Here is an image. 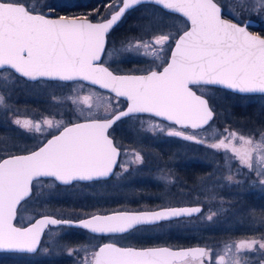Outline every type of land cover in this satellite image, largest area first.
<instances>
[{
    "label": "snow or ice",
    "instance_id": "snow-or-ice-1",
    "mask_svg": "<svg viewBox=\"0 0 264 264\" xmlns=\"http://www.w3.org/2000/svg\"><path fill=\"white\" fill-rule=\"evenodd\" d=\"M148 4L160 6L163 16L180 14L185 18L183 29L165 31L170 26L154 19L156 12L150 11L144 17L148 23L141 26L143 34L126 37L119 49L109 52L113 30L129 13L140 9L136 6L147 10ZM104 8L107 15L99 6L83 15H53L55 4L34 6L32 0H0V72L56 87L78 85L83 89L87 82L126 102L125 109L98 117L93 115L92 97L86 95L79 103L87 108H80L74 118L36 123L21 119L8 103L11 88L0 90V105L13 113L9 122L21 136L41 132L42 125L48 129L43 138L34 137L37 143L33 147L0 148V252H47L41 245L44 229L64 225L92 234L91 247L72 248L56 241V246L67 248L69 256L85 254L77 264H251L247 254L257 252L261 255L258 264H264V237L225 244L223 254L211 246L137 248L119 243L141 226L194 216L213 221L217 213L205 215L200 206L90 215L76 223L44 216L20 224L18 216L35 197L41 178L74 186L82 181H106L123 172L131 175L124 163L118 164L122 146L110 131L124 118L137 119L141 114H147L149 121L159 118L162 123L150 124L148 130L166 131L169 137L203 145L189 130L214 124L219 113L210 98L197 95L202 85L264 97V34L249 30L256 21L264 23V0H108ZM147 49L155 50L150 61H120L147 65L127 72L112 70L102 59L113 54L147 55ZM50 98L56 107L62 106L55 96ZM207 146L239 161L241 178L229 174V183L243 186L248 181L264 190V129H252L245 136L225 127L223 139ZM133 163L145 161L136 154ZM96 240L102 243H94Z\"/></svg>",
    "mask_w": 264,
    "mask_h": 264
},
{
    "label": "rangeland",
    "instance_id": "rangeland-1",
    "mask_svg": "<svg viewBox=\"0 0 264 264\" xmlns=\"http://www.w3.org/2000/svg\"><path fill=\"white\" fill-rule=\"evenodd\" d=\"M71 1V0H70ZM73 1H80V0H73ZM47 2V0H39V3L35 0L34 3L36 6L43 5ZM159 20V19H157ZM183 20L180 21V28L181 30L184 27ZM170 29H166V31H169ZM172 32H175V30H170ZM141 33L134 35V36H126V37H138L142 35ZM123 39L119 40L117 43H113V47H109L108 51L112 52L113 48L119 49L121 47V41L125 40ZM145 39H148L147 36H145ZM145 51V50H142ZM154 49H147V55H134L131 53H126L123 55H117L113 54L111 57H105L104 61L105 63L113 66L114 68H117L120 71H123V68L120 66L122 65V60L125 59H133L135 60H152L154 56ZM147 66V65H145ZM122 69V70H121ZM126 72V71H124ZM85 87L81 89L78 85H71L70 87H56L48 82H42V83H36V82H28L24 80V78H18V76L10 75L7 72H0V90L11 88V99L8 101V103L12 106V108L17 109L19 113V117L21 119H28L32 120L33 122L39 123L42 119H53L54 121H60L61 119L67 121L70 118H74L75 114H78V111L80 108H87L86 105H83L82 103H79V101L82 100V98L86 95H90L92 97L90 103L93 105V115L94 116H107L111 112L121 109L125 106L123 103L124 101L122 99H116L114 95L107 93L106 91H103L97 87L90 86L86 83H84ZM200 92L207 96H216L217 93L215 92L214 88L210 86H201ZM0 94H3L2 91H0ZM55 96L57 98V102L60 103L62 106L56 107L54 102L50 97ZM69 97L71 100H76L78 103L71 104ZM218 98V97H216ZM33 100L32 102H29ZM31 104V105H30ZM70 105V106H69ZM264 107V102H263ZM75 110V111H74ZM260 110L254 113V115H259ZM70 112H73L74 114L72 116L69 115ZM58 113V114H56ZM13 118V113L11 111H8L5 106L0 105V148H10L13 145H18L20 147H32L37 143V140L34 139V137L43 138V136L48 131L47 127L42 125V131L39 133H32L30 136H21L16 130L15 126L12 125L9 122V119ZM228 116L221 112L218 119L215 121L214 124H211L210 126H207L206 128L199 129V130H189L190 132H195L198 140H203L204 144H199L195 142H189L185 141L182 138H175L172 137V139L179 140L181 142V150L183 153L184 160H193V159H203V157H207L210 159L220 158L223 157L225 161V166L221 167L220 165H215V168L212 170V172H209L205 176H199L197 177L198 181L194 182L192 185H182L178 186L176 193L179 194L177 196V200L175 202L180 204H186V203H205L209 206V208L212 207L213 204L216 203H225L227 202V199L221 198L217 195L219 193L218 187L222 189L223 186H218L219 184L225 185L226 183V177L229 174L235 175L236 179L240 177L238 173V169L240 167L239 161L235 159H231V154H225L223 150H214L209 148L207 145L218 142L219 139H223V129L227 127L229 131H235L238 135H245L247 136L249 134V131H246L244 129H241L244 124L241 123V126L239 128H235L234 126H229L227 124ZM125 122H128L127 124L131 126H137L139 128L147 129V131L151 132H157L160 133V135H167V132H159L158 130H148L150 128V124H161V120L159 119H153L151 121L148 120L147 115H140L137 119H127ZM123 123V122H122ZM118 125L121 124V122L117 123ZM122 125V124H121ZM235 143V141H233ZM180 150V151H181ZM190 153V158L188 157L187 153ZM137 151L132 148H127L125 150H122V155L120 159V163L124 162V165L128 168L135 167L137 164L133 163L136 158ZM192 156V157H191ZM218 161V160H217ZM214 165V164H213ZM140 167V166H139ZM119 173L120 171L117 170ZM126 173V172H124ZM162 173L166 175H162ZM122 173L119 175L121 176ZM212 176V179H207V177ZM120 178V177H119ZM154 180L157 183H160L161 189L156 190V192L153 194L154 198L156 200H160L161 205H167L171 202H173L172 196H170V191H172L174 188H176V184L179 183V181L183 182L182 178H185L184 174L182 172H178L177 170L173 168L169 169H161L157 174L154 176ZM224 179V180H223ZM46 180V181H45ZM223 180V181H222ZM127 181L125 178H122L121 181L118 184L119 191L122 193L127 187ZM184 183V182H183ZM107 184L109 183H98V184H92L87 186H81L80 184H76L72 186L71 188H61L58 189L56 187V182H53V179H41L38 184H36L35 187V197L29 201L27 205H25L26 211L21 213L20 217V223H29L31 222L38 213H44V214H57L66 212L67 215L71 214H84V213H93V212H108L113 211L119 208V205H111V202L108 201L104 207L94 209L92 204H88V210L78 211L74 209L75 207H80L82 205L87 204V202H84L83 200L78 201V197L81 199L84 197H90V200H94L92 203L99 204L103 201V198L110 190H112L113 186H110L108 188ZM227 184V183H226ZM117 187V186H116ZM227 190V189H226ZM100 192H102L100 194ZM224 192V191H220ZM212 197H215L214 199ZM126 201L124 196H120V199ZM86 199V198H84ZM106 199V197L104 198ZM108 200V199H106ZM64 201H67L63 203ZM56 208H54L55 206ZM76 205V206H75ZM222 209V208H220ZM222 211L219 210L215 217V223L218 226H229L234 225L235 222L228 220L227 216H221L219 213ZM220 216V217H219ZM264 219V218H263ZM256 221H258L256 219ZM242 222L238 221L239 225ZM215 225V224H213ZM253 225V224H252ZM175 226V225H173ZM212 226V223L211 225ZM68 231L67 228L64 226H58V227H50L48 229V232H46L45 237L42 241V247L47 248V252H41L38 255H21V254H15V257L12 259L7 260V258H0V264H37L38 260L37 258L44 257L45 259L51 258L52 260H56L55 264H77V261L81 259L85 254L81 253L80 256H77L75 253H73L72 256L68 255V251L66 247H58L56 246V241H59V244L61 246L65 245L61 241L62 237L66 234ZM166 231L165 228H156V232L160 234H164ZM250 236H242L239 238H228L231 239L230 241L233 242H239L241 240H245L249 238ZM92 236H89L86 240L82 242H75V243H69L66 244L69 247L76 248L80 246L85 247H91L89 244V241L91 240ZM261 238V237H256ZM124 239H120L119 243L124 242ZM98 241V242H97ZM100 240L94 241V243H99ZM226 241L225 239L222 240ZM125 244V242H124ZM226 242L224 243V245ZM224 245L222 246L221 243L218 246H213V250L220 252V254H223L222 249L224 248ZM95 250V249H93ZM237 255V257H239ZM228 259V257H226ZM247 259L251 261V264H258V261L261 259V255L259 252L257 253H248Z\"/></svg>",
    "mask_w": 264,
    "mask_h": 264
},
{
    "label": "trees",
    "instance_id": "trees-1",
    "mask_svg": "<svg viewBox=\"0 0 264 264\" xmlns=\"http://www.w3.org/2000/svg\"><path fill=\"white\" fill-rule=\"evenodd\" d=\"M35 0H32V4L34 6ZM39 3V0H36ZM108 0H80V1H73V0H47L45 3L55 4L56 9L53 15H83L86 13H90L92 9L96 6L101 8V11L104 12L105 15L108 13V9L104 8V4L107 3ZM67 5V7H65ZM137 9L127 16L125 21L120 23L111 34L112 36L109 37V40L113 43H117L119 40L123 39L126 36H134L141 33V26L147 24L148 21L144 19L146 15L150 14V11H155L156 16L154 19L163 20L164 23L168 24L170 30H181L180 28V21L184 18L180 15H172L163 16L159 9V6H154L152 4L147 5V10H145V6L140 5L137 6ZM91 18V17H90ZM166 31V30H165ZM133 60V59H132ZM134 62V61H133ZM109 65V64H108ZM145 63L140 64H129V63H122L120 66L123 68V71H128L130 68H144ZM113 68V66L109 65ZM113 70H117L114 68ZM122 70V69H121ZM25 80V79H24ZM27 81V80H26ZM29 82V81H28ZM31 82V81H30ZM29 82V83H30ZM214 88L217 95L208 96L210 98V102L215 106L217 112L220 113L224 112L228 118L227 124L229 126H234L235 128H239L241 123L243 122L244 126L241 129L246 131H250L252 129H264V97L261 95H237L229 90L220 87H212ZM218 97V98H216ZM33 100L29 101L32 102ZM125 102V101H124ZM123 102V103H124ZM31 105V104H30ZM259 111V115H254L255 112ZM128 118L123 119L120 125L116 124L114 128L111 130L112 135L115 138V141L118 142L122 147V150L127 148H132L137 151L141 157H143L145 163L136 165L135 167H130L129 175L128 172L122 173L121 176L117 175L115 177L109 178L106 181H92V182H78L76 184H80L81 186H89L92 184L98 183H109L107 184L108 188L113 186L112 190H110L106 195V199L103 198V201L99 204L92 203L94 200H90V197L80 198L78 197V201L83 200L87 202V204L82 205L80 207H75L74 209L78 211L85 212L83 210H88V204H92L94 209L102 208L108 201L111 202V205H121L119 203L120 196H124L125 202L133 204L138 208L146 207V206H157L161 205L160 200H156L153 194L156 190L161 189L160 183L155 182L154 176L159 172L161 169H169L173 168L178 172H182L185 178L182 180L187 179L189 183L195 182V179L199 176H205L209 172L215 168V163L221 162L224 163V158H215L210 159L207 157H203L200 160H184L183 153L181 150V142L176 139H172V137H167L165 135H160L157 132L147 131V129H141L137 126H131L125 122ZM217 120V119H216ZM123 122V123H122ZM181 150V151H180ZM188 157L190 158V153L186 152ZM192 157V156H191ZM218 160V161H217ZM217 161V162H216ZM122 163V162H121ZM124 163V162H123ZM214 164V165H213ZM140 166V167H139ZM119 170V168H118ZM120 171V170H119ZM120 177V178H119ZM122 178H125L127 181V187L122 193L118 190V184ZM48 180V179H47ZM46 181V180H45ZM117 186V187H116ZM56 187L58 189L61 188H71L72 186H65L56 183ZM102 192H100L101 194ZM137 197V198H134ZM131 199H135L131 200ZM67 201H64L65 203ZM66 204V203H65ZM55 206V205H54ZM76 206V205H75ZM56 208V206L54 207ZM44 213H38V215H42ZM51 214V213H49ZM88 213L84 214H71L67 215L66 212L53 214L61 218H79L83 215H87ZM37 215V216H38ZM21 221V220H20ZM195 224V223H194ZM163 226V225H162ZM63 227V226H62ZM68 229L66 234L62 237L61 241L63 244L75 243V242H82L86 240V231L77 227H68L64 226ZM172 229V233H176L177 227H170ZM77 235V239H74V236ZM89 236V234H87ZM156 238L150 237L145 239L144 243H157V242H168L171 239L165 235L167 234H160L156 232ZM91 236V234H90ZM173 236V235H172ZM172 238V237H171ZM181 240V239H178ZM16 253H0V258L7 260L12 259L15 257ZM17 255V254H16ZM37 264H55L56 260H52L51 258L45 259L44 257L37 258ZM58 264V263H57Z\"/></svg>",
    "mask_w": 264,
    "mask_h": 264
},
{
    "label": "flooded vegetation",
    "instance_id": "flooded-vegetation-1",
    "mask_svg": "<svg viewBox=\"0 0 264 264\" xmlns=\"http://www.w3.org/2000/svg\"><path fill=\"white\" fill-rule=\"evenodd\" d=\"M249 30L254 31L256 34H264V23H262L261 21H256L255 23H253L252 27ZM216 164L220 165L221 167H224L225 161L224 163L217 162L215 163V165ZM240 178L241 177L237 179H240ZM47 179H50V178H47ZM197 181L198 180L195 179V182ZM183 182L179 181V183L176 184L177 187L174 188L172 191H170V196H172L173 202L167 205L146 206V207L138 208L134 206L133 204H130V202L129 203L124 202V200H122L121 198L119 199L120 200L119 203L121 205H119V208L116 210H143V209H152V208L154 209V208L164 207V206L183 205V204L175 202L177 200V196L179 195L176 193L178 186H181V184L182 185L183 184L184 185L194 184V182L189 183L187 179H184ZM226 183L225 185L223 184L218 185V186H223V187L222 189H220L219 187L217 188L219 191L217 195L220 196L221 198L227 199V202L213 204L211 208H209V206L206 205L205 203H200V204L199 203H195V204L186 203L184 205H198L202 207L203 213L205 215L209 214L210 212L218 213L219 210H221L222 212L219 213V215L227 216L228 220L230 219L231 221L235 222L234 225L218 226L215 223L216 216L213 218V221H207L203 217L197 218L196 216L191 217V218H181L180 220L173 219L170 221L161 222L159 226H141L140 230H132L130 233L125 234V237L123 238L124 239L123 241L125 242V244L124 242L120 244L126 245V246H137V247L168 245L171 247H175V249L182 248V247H193V246H196V247L211 246L212 248H214L213 246H218L220 243L222 246L224 245L225 242L226 244H232L233 241H230L231 239H228V238H239L242 236H247V237L250 236L249 237L250 239H260L256 237H264V219H263L264 218V190H261L259 187L253 186L248 181H246L243 184V186H238L236 184L229 183L228 181H226ZM220 191H224V192L222 193ZM134 198H137V197H134ZM131 200L136 201L135 199H131ZM233 205L234 207H232ZM99 212L88 213L87 215H83L76 219L79 220L80 218L87 217L89 215H92L94 213H99ZM100 213H104V212H100ZM20 217H21V214L18 216L19 222H20ZM72 219H75V218H72ZM256 219L258 221H256ZM238 221L242 223L239 225H236L238 224ZM211 223H212V226H210ZM20 224L24 225L25 223H20ZM170 227H177L178 230L174 231L176 233L173 234L172 233L173 231ZM156 228H165L166 231H164L165 232L164 235L167 234L165 235V238L166 236L168 237V235L170 236V234H172L173 236L171 235L169 237L171 240L168 242L167 241L157 242V243H152V244L144 243L145 239H148L150 237L156 238V235H155ZM84 231H86V237L89 238L90 233H88L87 230H84ZM87 234H89V236ZM74 239L75 240L77 239V235L74 236ZM178 239H181V240H178ZM224 239L226 241L222 242V240ZM245 240H247V238ZM99 243H102V241H99ZM237 255H239V253Z\"/></svg>",
    "mask_w": 264,
    "mask_h": 264
},
{
    "label": "water",
    "instance_id": "water-1",
    "mask_svg": "<svg viewBox=\"0 0 264 264\" xmlns=\"http://www.w3.org/2000/svg\"><path fill=\"white\" fill-rule=\"evenodd\" d=\"M137 7V6H136ZM160 7V6H159ZM165 11H167V10H165ZM175 15V14H174ZM176 15H180V14H176ZM181 16V15H180ZM182 17V16H181ZM185 19V18H184ZM102 59L104 60V57H102ZM104 63H105V61H104ZM105 66H109L108 64H106L105 63ZM111 68V67H110ZM112 70H113V68H111ZM25 80H27V78H24ZM27 81H29V80H27ZM30 82V81H29ZM83 83H86V84H88L87 82H83ZM202 86H210V87H220V86H211V85H202ZM94 87H97V88H99V86H94ZM220 88H222V87H220ZM100 89V88H99ZM101 90H103V89H101ZM194 90H196L195 88H194ZM103 91H106L107 93H110V92H108V90H103ZM110 94H112V95H114L115 96V94H113V93H110ZM197 95H203L204 96V98H209L207 95H205V94H203L202 92H200L199 90L197 91ZM241 95H244V94H241ZM255 95H260V94H255ZM253 96V95H252ZM120 99H123L124 100V98H120ZM125 101V100H124ZM126 103V102H125ZM211 103V102H210ZM126 108V105L124 106V107H122L121 109H125ZM141 115H147V114H141ZM158 120H159V118H158ZM178 127V126H177ZM205 127H207V126H205ZM204 127V128H205ZM203 129V128H202ZM121 155H122V149H121ZM120 158H121V156L118 158V164H119V162H120ZM117 170V169H116ZM115 170V171H116ZM41 179H47V178H41ZM40 179V180H41ZM50 179H52V178H50ZM83 182V181H82ZM57 183H59V184H61L60 182H57ZM184 206H198V205H184ZM183 205H178V206H164V207H184ZM164 207H158V208H152V209H143V210H115V211H110V212H104V213H94V214H92V215H104V214H111V213H115V212H121V211H128V212H140V211H154V210H159V209H161V208H164ZM44 216H49V217H51V218H55V219H68V220H71V221H73V223H76V222H78V219H72V218H61V217H58V216H56V215H53V214H42V215H39V216H37L35 219H39V218H43ZM90 216V215H89ZM83 218H85V217H83ZM81 219V218H80ZM34 221V220H33ZM32 222V221H31ZM30 223V222H29ZM29 223H27V224H29ZM58 226H64V225H49V226H47L45 229H44V234L42 235V238H41V244H42V241H43V239H44V237H45V233L46 232H48V229L50 228V227H58ZM132 247H137V246H132ZM145 247H171V246H168V245H160V246H145ZM194 247H196V246H193V247H182V248H184V249H186V248H194ZM137 248H142V247H137ZM171 248H174L175 249V247H171Z\"/></svg>",
    "mask_w": 264,
    "mask_h": 264
}]
</instances>
